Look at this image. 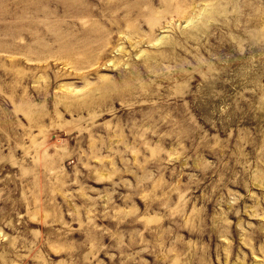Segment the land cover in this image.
Returning a JSON list of instances; mask_svg holds the SVG:
<instances>
[{
	"label": "rangeland",
	"instance_id": "obj_1",
	"mask_svg": "<svg viewBox=\"0 0 264 264\" xmlns=\"http://www.w3.org/2000/svg\"><path fill=\"white\" fill-rule=\"evenodd\" d=\"M0 264H264V0H0Z\"/></svg>",
	"mask_w": 264,
	"mask_h": 264
}]
</instances>
